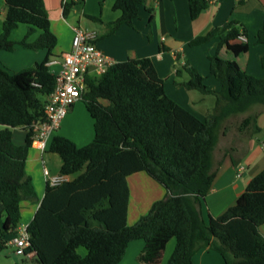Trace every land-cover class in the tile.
<instances>
[{"label": "trees", "instance_id": "16d2710c", "mask_svg": "<svg viewBox=\"0 0 264 264\" xmlns=\"http://www.w3.org/2000/svg\"><path fill=\"white\" fill-rule=\"evenodd\" d=\"M5 1L0 51H12L20 44L45 48L47 56L19 71L0 65V252L7 245L6 235L18 234L21 202L39 199L26 161L33 144V126L44 120L46 97L56 84L48 62L58 43L45 0ZM188 1L192 20L211 3ZM72 3L64 6V15ZM143 3L115 0L113 8L122 14L112 22V30L124 23L131 25ZM21 23L28 26L27 33L21 41H14L11 33ZM37 30L41 33L29 42ZM218 34L208 75L220 82V89H211L205 76L189 62L176 70L177 76L183 71L190 76L176 83L216 97L213 111L204 120L166 93L165 80L150 57H129L115 62L99 77H87L82 100L94 119L92 141L78 146L57 134L49 146V151L62 158V175L84 171L73 180L47 185L27 226L30 244L26 255L34 252L39 264H118L129 242L150 241L162 228L176 238L167 264H193L195 253L206 247L217 251L225 264H264V236L259 231L264 224V169L220 216L205 220L201 209L216 176L213 155L224 121L254 104H264V77L242 73L237 61L218 54L223 45L235 55L249 50L248 40L237 41L240 34L248 36L239 20L215 26L190 40L189 45L206 43ZM256 41L264 43V22ZM160 48L168 50L162 43ZM175 56L180 58L179 53ZM260 62L264 68V51ZM249 125L253 133L261 131L256 116L244 118L240 129ZM15 127L28 130L25 143L14 142ZM141 171L162 184L167 193L136 223L128 225V177ZM81 246L86 248V255L79 252Z\"/></svg>", "mask_w": 264, "mask_h": 264}, {"label": "crops", "instance_id": "0c3cea01", "mask_svg": "<svg viewBox=\"0 0 264 264\" xmlns=\"http://www.w3.org/2000/svg\"><path fill=\"white\" fill-rule=\"evenodd\" d=\"M71 2L73 3L67 15H64V6ZM114 2L115 0H45L51 28L58 37V43L53 49L54 55L51 57L58 62H48L49 70L53 74L60 69L62 54L71 49L74 28L80 26L97 32V46L115 62L129 57H150L159 75L165 81L168 77H174L175 87L171 90L173 94H169L165 86L166 93L181 106L204 120L210 111L203 112L202 107H197L187 100L186 93L189 90L182 91L184 86L176 81H187L190 76L186 71L177 76L176 70L185 62H189L197 69L202 66L204 71H201V74L205 76L207 85L211 89H220V82L214 76L208 75L209 57L216 52L220 35L197 46H190L189 41L197 36L205 35L215 26H221L226 21L236 19L247 29L249 50L235 55L226 45H223L218 54L223 59L237 61L242 73L264 77V68L260 62L264 43L256 41L257 32L264 22V0H214L194 20L190 17L188 0H144V3L140 5L139 17L135 18L131 25L124 23L112 30V22L122 14L120 9L113 8ZM6 14V1L0 0V33ZM27 30L26 24H19L12 31L11 39L21 41ZM40 33L41 31L37 30L29 36L28 41H34ZM237 41L241 40L237 39ZM161 43L168 50H161ZM175 53H179L178 60ZM46 56L45 48L31 49L17 44L12 51H0V65L12 71H19L43 61ZM82 101V99L78 100L70 108L60 127L50 137L44 152L34 144L29 150L26 169L32 178L39 199L37 201L24 199L21 202V221L18 232L27 227L34 218L46 194L47 185L51 184L43 172V164L47 166L51 175L61 176L62 181L73 180L84 171L62 175L60 173L62 158L58 153L49 151L51 140L57 134L72 139L78 146L92 141L94 119ZM254 112L257 113L254 114ZM238 114H243V119L256 116L261 131L253 133L252 125L241 130L242 122L233 125L230 129L226 122L237 114L231 115L224 121L213 155V170L216 171V176L201 205L205 220H208L209 216H220L235 204L246 190L249 181L264 169V123L260 122L264 117V104H254L247 111ZM2 129L3 126L0 125V131ZM12 132L16 144L25 143L27 129L15 127ZM239 165L245 167L241 176H237ZM128 183L131 195L127 223L133 225L149 211L156 200L166 195L167 190L144 171L130 175ZM259 231L264 236V224L259 226ZM13 235V233L6 235L7 249L0 252V264H19L24 261L39 264L34 252L28 256L15 252V246L10 243ZM175 245V235L161 228L150 241L135 239L129 242L125 255L118 264H167ZM78 250L82 255H86V248L81 246ZM11 254L21 256L22 261L17 257L9 256ZM193 264H225V261L217 251L206 247L195 253Z\"/></svg>", "mask_w": 264, "mask_h": 264}, {"label": "built area", "instance_id": "2783aa9c", "mask_svg": "<svg viewBox=\"0 0 264 264\" xmlns=\"http://www.w3.org/2000/svg\"><path fill=\"white\" fill-rule=\"evenodd\" d=\"M213 1L210 0V2ZM97 38L96 31L80 26L74 28L71 49L62 54L60 69L55 73L56 84L53 91L46 97L44 120L33 126V144L42 152L46 150L50 137L60 127L70 108L83 98L87 77H99L115 63L97 46ZM238 39L246 41L247 37L240 34ZM57 62L56 59L49 61V63ZM244 169L243 165H239L237 176H241ZM43 172L51 184L62 181L61 176L51 175L45 164H43ZM29 238L27 227L13 235L10 243L15 246L17 254L29 255L25 253V248L30 244Z\"/></svg>", "mask_w": 264, "mask_h": 264}, {"label": "rangeland", "instance_id": "374dc122", "mask_svg": "<svg viewBox=\"0 0 264 264\" xmlns=\"http://www.w3.org/2000/svg\"><path fill=\"white\" fill-rule=\"evenodd\" d=\"M184 64L185 63L179 65V67L182 68ZM171 66H172V64H171ZM197 70L200 73H201V71H204L202 66H199V68ZM173 79H174V77H168L167 80L165 81L166 90L171 95L173 94L171 92V90H173L174 87H175ZM184 88L182 89V91L186 90V88L185 89ZM186 94H187L186 95L187 100L190 101L191 103H194L193 105H196L197 107H202L203 108V112L210 111L209 113H211L213 111V108L215 106V99H216V97L214 95H204L198 90H189L188 93H186ZM82 102H84V101H82ZM255 113H257V112H254V114ZM254 114H252V115H254ZM242 120H243V114H237V115H234V116L230 117V119H228L226 123L229 125V128L231 129V127L233 125L235 126L236 124L242 122ZM260 122L264 123V117L261 119ZM221 142H222V140H221ZM220 146H222V145H220ZM5 249H7V247L2 249L1 252L3 250H5ZM9 256H11L13 258L17 257L20 261H22V257L21 256H18V255H15V254H11ZM27 264H33V263L27 262Z\"/></svg>", "mask_w": 264, "mask_h": 264}]
</instances>
